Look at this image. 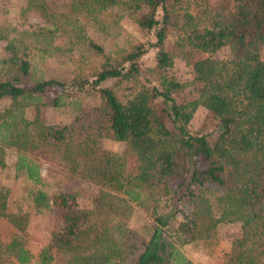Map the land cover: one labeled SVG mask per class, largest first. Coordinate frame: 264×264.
<instances>
[{
  "label": "trees",
  "instance_id": "16d2710c",
  "mask_svg": "<svg viewBox=\"0 0 264 264\" xmlns=\"http://www.w3.org/2000/svg\"><path fill=\"white\" fill-rule=\"evenodd\" d=\"M210 2L25 0L21 15L42 24L30 32L0 25L8 53L0 57V166L13 148L14 171L30 182L25 204L0 185V220L10 226L0 235V264H199L183 246L216 242L218 226L227 223L238 230L219 264H264V0L216 10ZM124 18L145 39L127 33ZM172 28L182 34L168 45ZM24 37L42 55L71 65L72 76L21 84L32 69ZM223 48L227 56L215 57ZM150 51L145 84L141 59ZM196 53L202 56L193 59ZM177 59L188 65L187 77L175 70ZM88 93L97 104L82 105ZM43 106H67L73 115L46 122ZM199 107L217 122L213 139L190 128ZM105 137L124 142V150L104 148ZM39 155L96 195L65 214L34 256L26 247L31 210L74 207L80 196L49 192ZM209 187L221 192L219 215ZM136 210L147 218L142 231L130 226Z\"/></svg>",
  "mask_w": 264,
  "mask_h": 264
},
{
  "label": "rangeland",
  "instance_id": "374dc122",
  "mask_svg": "<svg viewBox=\"0 0 264 264\" xmlns=\"http://www.w3.org/2000/svg\"><path fill=\"white\" fill-rule=\"evenodd\" d=\"M235 0H211L210 8L216 10L223 5H232ZM25 3V0H0V25L11 26L17 30L19 28H26L27 31H32L37 25L42 24L39 18L31 13L26 15H21V7ZM121 24L125 31L138 39H145V35L140 32L135 25L127 19H123ZM13 34L19 36L18 33ZM169 38L167 44L171 45L172 42L180 38L182 32L178 28H172L169 31ZM100 38V37H98ZM24 42L29 46L28 56L32 62V69L30 77L22 80L21 84L28 85L33 79L43 78V79H58L67 80L72 76V66L68 63L58 64L54 59L42 55V53L37 49V47L30 46L29 39L24 37ZM99 40H102L101 38ZM3 42H0V57L8 56L7 52H3ZM228 54L226 48H223L214 54L215 57L224 58ZM202 54H194L193 59L196 57H201ZM262 57L264 58V47L262 49ZM154 64V52L150 51L144 55L141 59V72L143 75L140 77L142 83H146V78L148 74L145 69ZM1 68V66H0ZM175 70L181 77L188 76V65L185 61L177 59L175 62ZM119 90V89H117ZM120 93L127 92L125 88L119 90ZM188 93L181 97H187ZM82 105L90 106L98 103V99L95 95L88 93L81 96ZM1 104V102H0ZM32 109L27 110V115L32 116ZM72 112H70L65 107H51L43 106L41 107V116L44 121L55 123L58 121L67 122L72 117ZM217 127V122L209 114V112L203 107H199L190 122V128L194 131L206 134L209 139L214 138L215 130ZM103 147L116 152H121L125 148V143L116 141L109 137L103 138ZM16 151L13 148H7L5 152L6 166H0V185H6L12 188V200H16L25 204V189L30 185V182L25 180L23 176L16 175L14 171V164L16 160ZM36 160L40 163V173L43 177L45 188L49 192H79L78 205L69 208H58L54 207L50 210L43 212H34L31 210L29 215V221L27 225V238L26 247L35 256L39 249L48 241L50 237V232L56 230L61 226L62 218L65 214L74 213L78 209L87 207L90 200L94 195H96V190L80 182L76 177L68 174L62 167L50 157L37 156ZM206 194L209 197L213 211L216 215L220 214L221 211V192L209 187L206 189ZM24 206V205H23ZM15 207V205H13ZM147 220L146 216L141 212L136 210L130 220V226L133 229L142 231L144 222ZM238 230V224L227 223L220 224L218 226V239L217 241L211 242H200L197 244H187L183 246L184 253L195 263L199 264H215L219 262L222 258L224 252L230 249V244L233 235ZM10 231V226L6 220H0V235L6 237ZM7 264H20L13 258L6 259ZM33 264V263H29Z\"/></svg>",
  "mask_w": 264,
  "mask_h": 264
},
{
  "label": "crops",
  "instance_id": "0c3cea01",
  "mask_svg": "<svg viewBox=\"0 0 264 264\" xmlns=\"http://www.w3.org/2000/svg\"><path fill=\"white\" fill-rule=\"evenodd\" d=\"M227 252V251H226ZM222 259V258H221ZM221 262V260L219 261V262H217V263H215V264H219Z\"/></svg>",
  "mask_w": 264,
  "mask_h": 264
}]
</instances>
